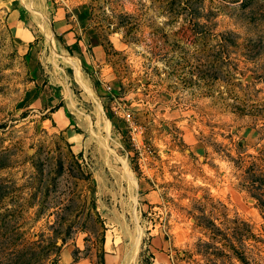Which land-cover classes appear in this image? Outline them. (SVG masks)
<instances>
[{
    "label": "rangeland",
    "instance_id": "374dc122",
    "mask_svg": "<svg viewBox=\"0 0 264 264\" xmlns=\"http://www.w3.org/2000/svg\"><path fill=\"white\" fill-rule=\"evenodd\" d=\"M23 3L104 58L33 110L0 0V264H264V0Z\"/></svg>",
    "mask_w": 264,
    "mask_h": 264
},
{
    "label": "crops",
    "instance_id": "0c3cea01",
    "mask_svg": "<svg viewBox=\"0 0 264 264\" xmlns=\"http://www.w3.org/2000/svg\"><path fill=\"white\" fill-rule=\"evenodd\" d=\"M41 13L43 21L32 15L23 0H11L8 23L28 68L24 92L28 107L48 112L53 121L64 123L67 97L74 92L72 85L84 82L82 73L101 62L103 50L94 42L86 6L59 5ZM31 21L37 26L36 32L30 29Z\"/></svg>",
    "mask_w": 264,
    "mask_h": 264
},
{
    "label": "bare ground",
    "instance_id": "6f19581e",
    "mask_svg": "<svg viewBox=\"0 0 264 264\" xmlns=\"http://www.w3.org/2000/svg\"><path fill=\"white\" fill-rule=\"evenodd\" d=\"M43 21V20H42ZM108 241V240H107Z\"/></svg>",
    "mask_w": 264,
    "mask_h": 264
}]
</instances>
